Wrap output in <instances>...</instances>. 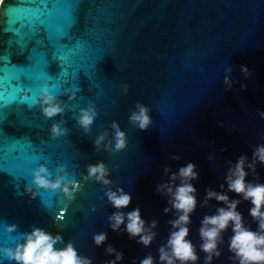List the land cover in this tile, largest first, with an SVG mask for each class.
Listing matches in <instances>:
<instances>
[{
  "label": "water",
  "instance_id": "water-1",
  "mask_svg": "<svg viewBox=\"0 0 264 264\" xmlns=\"http://www.w3.org/2000/svg\"><path fill=\"white\" fill-rule=\"evenodd\" d=\"M241 66L248 68L247 76ZM44 83L65 106L53 119L28 106ZM89 103L97 117L86 135L74 117ZM137 103L150 109L146 131L129 123ZM261 112L264 0H0V247L11 246L17 235L6 233L4 223L20 231L37 226L59 232L92 264L114 258L105 253L109 244L124 254L119 264H139L147 254L158 264V247L175 213H164L169 205L156 187L168 179L165 168L176 172L191 162L199 178L192 181L197 207L188 238L198 248L202 218L222 206L215 200L204 206L206 190L220 191L229 162L240 155L250 160L254 147L264 143ZM54 122H62L68 134L51 139ZM112 122L127 136L119 153L105 151L112 143ZM105 130L108 136L97 151L92 142ZM98 161L108 166L112 184L81 180L82 190L71 202L44 190L33 189L35 198L24 192L38 163L53 174L65 165L80 180L86 166ZM247 179L254 177L250 173ZM256 179L264 183V165L257 164ZM116 187L132 196L124 212L139 207L146 222H157L150 247L130 239L123 226L119 232L109 227L115 209L104 193ZM250 207L241 199L237 210L255 230ZM98 232L108 237L99 247L92 241ZM231 234L230 229L223 234L222 254L212 264H231ZM199 256L197 264H203L204 254ZM0 264L9 262L0 256Z\"/></svg>",
  "mask_w": 264,
  "mask_h": 264
},
{
  "label": "clouds",
  "instance_id": "clouds-1",
  "mask_svg": "<svg viewBox=\"0 0 264 264\" xmlns=\"http://www.w3.org/2000/svg\"><path fill=\"white\" fill-rule=\"evenodd\" d=\"M241 72L246 76L249 70L241 66ZM224 83L229 88L231 83L228 76H225ZM245 85H241V90ZM227 90V89H226ZM127 93V86L123 88ZM71 99V97H70ZM29 108L38 107L46 119H53L65 112V106L59 102L56 91L48 83L42 84L30 97ZM134 111L129 115V123L140 131H146L152 124L150 109L137 103ZM264 119V112L259 113ZM97 117L95 107L89 103L81 107L75 115L76 125L89 134L91 126ZM112 129V143L105 148V151L119 153L127 147V136L116 122L110 125ZM68 129L62 126V122H54L50 128V138L56 139L68 134ZM108 136L107 131L99 133L93 140L95 150ZM179 156H173L178 160ZM211 159V157H209ZM257 164L264 165V143L256 145L252 151L251 159L248 156L240 155L235 163L229 162V167L224 177V184L220 185V191L211 188L206 190L203 205L208 201L215 200L222 205L215 209L210 215H205L198 229L200 244L197 248L190 240L191 214L197 207L196 188L192 181L198 180L199 173L194 163H187L179 167L176 172L165 168L164 172L168 179L157 185V193L167 199L169 207L163 209L164 213L172 211L175 217L168 221L170 230L166 241L158 247V264H197L200 259L199 253L204 254L203 264H212L213 258L221 256L220 245L224 242L223 234L231 230L228 238V251L231 253L229 259L231 264H264V183L256 179ZM252 174L254 180L249 181L247 177ZM65 165H59L56 173L53 174L44 163H38L31 170L30 179L25 183L24 192L35 198L36 190H44L61 195L65 200L71 202L76 199V194L82 190L83 181H94L102 186L112 184L108 178L110 171L103 161L86 166V174H81V179L72 178ZM227 191H224V188ZM228 192L234 193L243 201L250 203L248 214L256 224L253 230L244 221L243 214L237 210L241 199L230 198ZM23 193H21L22 195ZM108 203L115 211L108 217V225L113 232L123 231L130 239L136 238L138 244L150 247L157 233L153 231L157 222L152 220L146 222L136 207L131 211L124 212L132 202L130 193L123 188L116 187L115 190L107 188L104 193ZM45 210L51 211V205L41 200ZM95 211V209H93ZM3 229L6 233H16L14 243L11 246L0 247V256L9 264H92L90 257L81 255L71 241L65 242L59 232L53 234L41 227L31 226L29 231H20L16 224L4 223ZM106 232L93 233L92 241L99 247L107 240ZM57 245H62L57 247ZM106 255L114 257L105 261V264H119L124 254L117 251L110 244L105 248ZM135 264V262H133ZM139 264H157L156 258L147 254L139 261Z\"/></svg>",
  "mask_w": 264,
  "mask_h": 264
}]
</instances>
